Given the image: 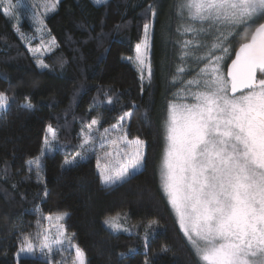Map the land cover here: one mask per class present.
<instances>
[{"label":"trees","instance_id":"trees-1","mask_svg":"<svg viewBox=\"0 0 264 264\" xmlns=\"http://www.w3.org/2000/svg\"><path fill=\"white\" fill-rule=\"evenodd\" d=\"M176 2L108 0L99 6L91 0H61L44 17L43 32L56 43L44 59L46 69L37 66L18 33L35 34L31 19L24 15L16 26L0 7V91L10 97L8 109L0 111V264H49L19 257L21 241L39 230L44 217L65 213L64 228L89 264H144L146 259L197 264L161 191L158 172L168 102L178 101L175 94L182 87L180 77L172 83L181 64ZM149 5L155 17L146 13ZM145 23L151 25V82L143 81L133 64ZM241 42L236 37L234 47ZM26 102L34 108H23ZM125 112L132 113L127 139L139 137L147 144L138 173L109 190L99 177V153L61 167L80 150L81 132L92 119L109 129ZM49 125L56 141L43 153ZM36 158L42 160L39 177L35 164H29ZM117 213L138 230L117 232L105 225V218ZM164 245L171 250L163 252Z\"/></svg>","mask_w":264,"mask_h":264},{"label":"snow or ice","instance_id":"snow-or-ice-1","mask_svg":"<svg viewBox=\"0 0 264 264\" xmlns=\"http://www.w3.org/2000/svg\"><path fill=\"white\" fill-rule=\"evenodd\" d=\"M93 2L103 6L108 0ZM58 3L59 0H46L44 7L54 11ZM4 4L8 6L6 11L19 6L12 0H0V6ZM173 7L181 21L177 32L191 34L192 39L180 42L181 64L172 81L175 84L176 77H180L182 87L175 94L180 102H168L159 167L161 191L197 264H264V0H177ZM147 12L153 17L157 14L153 5ZM150 27V23L144 24L143 52L140 44L136 46L141 73L149 50ZM207 36H212L211 44L202 41ZM237 36L244 37V42L235 48ZM202 50L206 51L200 54ZM233 52L235 58L224 73L223 62ZM189 58L204 67L194 78L184 79L188 71L184 64ZM37 63L41 69L48 68L42 60ZM147 71L151 82L150 65ZM189 99L192 102H187ZM107 102L111 104V98ZM9 103L10 97L0 91V110H7ZM22 107L31 110L34 105L26 102ZM131 115L123 113L118 118L120 127L112 125V130L124 131L123 121ZM99 123L92 119L80 147L98 140L102 149L111 143L118 152H124L126 163L118 169L106 165L99 171L102 184L110 190L127 182L144 166L147 144L139 137L128 140L126 132L118 139L106 140L107 128L97 137L98 129L92 126ZM47 132L56 138L51 125ZM118 140L124 143V149L119 148ZM48 144L46 136L45 145ZM91 150V145L84 148L85 152ZM77 157L85 158L81 153ZM76 159L65 160L61 167L74 164ZM29 164H35L39 177V158ZM120 221L121 214L117 213L106 217L104 223L119 231ZM58 233L63 235L60 229ZM36 239L46 257L53 253L54 246L69 251L74 248L72 264H89L83 249L72 243L74 235L50 241L45 231L37 232ZM65 242L68 248L63 247ZM21 244V252L34 255L32 238L25 237ZM170 250L167 245L162 248L165 253ZM144 264L150 262L146 259Z\"/></svg>","mask_w":264,"mask_h":264},{"label":"rangeland","instance_id":"rangeland-1","mask_svg":"<svg viewBox=\"0 0 264 264\" xmlns=\"http://www.w3.org/2000/svg\"><path fill=\"white\" fill-rule=\"evenodd\" d=\"M60 1L61 0H59V2ZM91 1L93 2V0H91ZM45 3H46V0H26L24 3L22 2L20 4H17L19 6L15 9H12L11 11H6V9L8 7L7 4L0 6L2 11L4 12V14L8 18H10L13 21V23L16 24V26L20 25L21 20L23 19L24 15H27L29 17V19H31L35 34L24 35L19 31H18V33L20 35V38H21L23 44L28 49L30 55L34 58L37 66H38L37 61L42 60L44 62L45 57L48 56L49 54H51L55 50V47H56V43H55L54 39H52L48 33L43 32V28H45L44 17L53 12V11H47L45 9V7H44ZM58 4L56 5L55 10H56ZM41 21H43V23H41ZM180 26H181V21L179 20L178 28ZM177 34L179 37H182L181 42L184 40L192 39L191 34L180 35L178 32H177ZM149 37H150V39H149V50L146 53V62L144 65L145 70L143 73H141L138 70L139 65H138V62L136 60V57L139 55V53L137 52L136 47H135V56L133 59V64H134L135 68L140 73V76L143 75V79H142L143 81L148 80L147 69H148L149 65L151 67L150 53H151V39L152 38H151L150 30H149ZM237 37H241L242 39H244V37H242V36H237ZM201 39L203 42L208 43V44H211V42H212V36L202 37ZM143 43H144V36H143L142 40L138 43L141 45V51L142 52L144 50L143 49ZM136 46H137V44H136ZM204 51H206V50H202V52L200 54H203ZM220 54L221 53H219V52L216 53V55H220ZM232 55H233V53H232ZM232 55L229 58L225 59V61L223 62L222 69H223L224 73L227 72L226 66L231 61ZM184 65H185V68L188 70L187 71V75H189V76H187V77H189L188 79L194 78L196 73L199 71V69L204 67L203 63L198 64L194 60H192L191 58H189ZM190 67L192 69H190ZM175 102L179 103L180 101L178 100ZM187 102L190 103L192 101H191V99H189ZM0 111H4V110H0ZM167 116H168V114H167ZM128 120L129 119H127L126 121H123L124 131H113L112 128H109V132L106 135V140L110 141L113 139H118L121 136H124ZM116 126H117V128H119L120 122ZM92 127L94 129H98V132H96L97 137H99L101 134H104V130L101 128L100 123L97 125H94ZM87 129H88V127L84 128L81 132L80 145H81L82 140H83V133L85 131H87ZM163 131H164V127H163ZM47 137H48L49 144L44 145L43 153H46V151L48 152V150H52L53 144L56 141V138L53 139L52 135L49 134L48 132H47ZM128 140H132V139H128ZM118 144H119L120 149L125 148L124 143L120 142L119 140H118ZM89 145H91L92 150L85 152L84 148H88ZM89 145H84L83 148L80 147V150L77 153H81L82 155H84L85 156L84 159L88 158L92 154L97 155L96 153H99V155L101 157V160L99 161L100 162V166H99L100 170L104 169L106 165L109 168L118 169L121 164L126 163V157L124 155V152H118L117 148L114 145H112L111 143H106L105 147L103 149L100 147L98 140L97 141H90ZM163 146H164V140H163ZM77 153L73 156V157L77 158L75 163L83 160V159H80L79 157H77ZM106 153H111V155H106ZM73 157H71L67 160H71V159H73ZM39 162L42 166V160L41 159H39ZM160 162H161V159H160ZM160 162L158 165V172H159ZM74 164H72V165H74ZM67 166H71V165H67ZM139 171L135 172L134 174L138 173ZM159 180H160V174H159ZM160 185H161V182H160ZM172 212H173V210H172ZM173 215L175 217L174 212H173ZM57 217H60V216L51 217V220L45 219V221L40 225L39 230L37 232L44 233L45 231H47V234L49 236L50 241L53 238H57L58 236L61 239H63L64 236L71 238L72 236H70L64 228L63 219L58 220ZM175 219L177 221L176 217H175ZM120 222L122 223V228L119 231H129V230L137 231L139 228L138 225L132 226L122 219ZM177 223H178V221H177ZM178 225H179V223H178ZM58 229H60V232L63 233V235H59ZM37 232L33 236L30 237V238H32L33 244L35 245L34 255L33 254H26V251L21 252V249H20L19 257L40 258V259H46V260L51 259V261H56L57 264H60L61 261H63L64 264H72V259H74V257H75V249L74 248H72L69 251V250H60V246H54V251L52 254H50L49 257L42 255L40 247H39V241L36 239ZM72 243L77 245V243L74 240L72 241ZM63 247L68 248L67 242H65V245Z\"/></svg>","mask_w":264,"mask_h":264},{"label":"water","instance_id":"water-1","mask_svg":"<svg viewBox=\"0 0 264 264\" xmlns=\"http://www.w3.org/2000/svg\"><path fill=\"white\" fill-rule=\"evenodd\" d=\"M234 58H235V55H234ZM234 58H233V59H234ZM230 64H231V63H230Z\"/></svg>","mask_w":264,"mask_h":264}]
</instances>
